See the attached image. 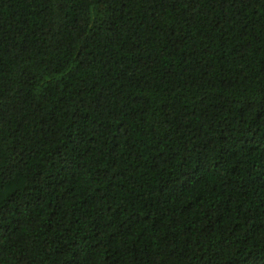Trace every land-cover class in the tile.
<instances>
[{"label": "trees", "instance_id": "obj_1", "mask_svg": "<svg viewBox=\"0 0 264 264\" xmlns=\"http://www.w3.org/2000/svg\"><path fill=\"white\" fill-rule=\"evenodd\" d=\"M0 264H264V0H0Z\"/></svg>", "mask_w": 264, "mask_h": 264}]
</instances>
